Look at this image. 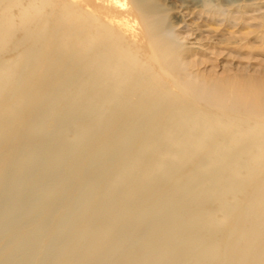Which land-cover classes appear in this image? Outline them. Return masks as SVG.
Listing matches in <instances>:
<instances>
[{
    "label": "rangeland",
    "instance_id": "rangeland-1",
    "mask_svg": "<svg viewBox=\"0 0 264 264\" xmlns=\"http://www.w3.org/2000/svg\"><path fill=\"white\" fill-rule=\"evenodd\" d=\"M0 24V264H264V153H163L161 112L218 113L178 88L146 31L205 80L263 84L264 0H0ZM98 55L124 77L82 105ZM51 133L66 154L34 150Z\"/></svg>",
    "mask_w": 264,
    "mask_h": 264
},
{
    "label": "bare ground",
    "instance_id": "bare-ground-1",
    "mask_svg": "<svg viewBox=\"0 0 264 264\" xmlns=\"http://www.w3.org/2000/svg\"><path fill=\"white\" fill-rule=\"evenodd\" d=\"M1 24L3 23L1 22ZM146 31L149 33L148 41L152 50L160 56L168 58L166 69L174 76L178 88L186 92L193 102L202 103L205 110L218 113V115L214 116L205 112H194L183 110L182 108L171 112L168 110L161 112V119L158 120L159 123H156V128L160 130L162 134V138H160L159 142L161 146H163L162 149L165 150L163 153H165L168 158L182 156L183 159H187L191 155V149L206 146L211 149V152L206 154L204 159H202L203 161H208V164L218 163L232 157L222 153H213L212 149L215 148L235 150L238 152L237 158L246 157L249 159V153L253 151L255 153H264V83L258 84L253 81H247L242 84L240 82H234L231 79V81H229V79L219 80L216 77H213L215 79L205 80L201 76L192 74L184 62V59L173 53L172 48L174 45L171 40H162L160 35L153 32L154 29L150 25H147ZM0 32H2L1 29ZM4 36L7 37L8 32H5ZM115 49L117 48L115 47ZM109 51H111V49H109ZM100 57L101 55L99 58H96L98 61L95 59L97 63H99L95 65H100L101 70L95 74V91L88 90L89 88L84 84L80 87L81 91H84L83 93L85 96L81 100L82 105L93 104L94 99L95 104H102L116 92L118 88L117 83L124 77L125 62L123 60H108V62H106L107 64H104L103 59ZM115 76H118L119 79L116 80ZM103 84H106L105 88ZM59 113L55 112L53 114L60 117L63 116L64 125L67 124V121L74 118L73 115L75 114L73 111L70 112L69 110L62 112V116ZM169 119H173V121L170 122L168 121ZM195 120H199V122ZM58 127V123L55 122L53 128L57 129ZM217 134H219V136H217ZM33 140L40 142L33 146L35 151L42 150V148L49 146L51 143L56 144V151L66 154L68 150L66 144L67 140L65 138L56 140L52 133L50 134L49 141H44L42 138L40 139L39 136H36ZM210 157L213 159L210 160ZM11 172L13 171H10L8 175H10ZM217 174H219V172H217ZM20 176H22V174ZM217 176L218 182L226 183L225 177L220 175ZM193 179L194 178L191 177L190 181ZM22 194L24 193L22 192ZM11 203L13 207L20 208L22 204L25 203L24 195L18 196L16 199L13 198ZM16 257L17 256L14 257V261L17 259V263L26 264L22 255ZM10 262H13V260L11 259Z\"/></svg>",
    "mask_w": 264,
    "mask_h": 264
}]
</instances>
